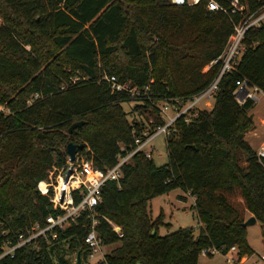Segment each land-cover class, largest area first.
<instances>
[{
	"label": "trees",
	"instance_id": "1",
	"mask_svg": "<svg viewBox=\"0 0 264 264\" xmlns=\"http://www.w3.org/2000/svg\"><path fill=\"white\" fill-rule=\"evenodd\" d=\"M217 1L227 10L209 9L207 0H0V241L60 211L38 184L67 164L69 141L84 143L78 157L111 166L163 121L159 99H186L214 79L219 65L205 67L223 52L234 22L264 3L241 0L247 8L232 12L231 0ZM244 41L213 105L179 118L166 136L168 161L137 152L103 187L96 229L104 245L118 244L102 259L88 260L91 219L82 214L0 264H76L78 252L81 264H199L202 248L232 245L239 257L251 255L243 222L249 211L264 224V157L246 138L255 101L240 105L233 90L244 77L264 91V25L250 27ZM107 74L142 91L149 86V94L114 90ZM177 186L195 197L198 233L191 225L159 233L164 213L153 218L150 199ZM262 233L264 242V225Z\"/></svg>",
	"mask_w": 264,
	"mask_h": 264
},
{
	"label": "built area",
	"instance_id": "2",
	"mask_svg": "<svg viewBox=\"0 0 264 264\" xmlns=\"http://www.w3.org/2000/svg\"><path fill=\"white\" fill-rule=\"evenodd\" d=\"M174 3L195 4L203 0H171ZM207 8L218 10H227L217 0H207ZM231 11L243 10L247 8V4L241 0H231ZM264 25V3L255 11L244 13L243 17L234 22L233 32L230 34L226 47L223 52L216 58L212 59L206 66L218 64L219 69L214 79L202 90L194 95L183 99L179 96H170L159 99L156 104L159 108L160 117L163 121L159 122L153 130L145 128L136 138V144L125 152L117 155L115 163L106 168H100L93 164L89 159L76 156V159L68 158L67 164L56 166L49 173L48 178L39 181V189L42 193L47 194L54 208L60 209L56 214H49L45 224L34 222L25 229L18 231L13 238H5L0 241V259L4 256H13L16 250L28 243L37 240L39 237H47L51 232L53 237H57L56 228H65L72 221H76L82 214L91 219V228L85 235V242L89 249L88 260L102 259L104 254L101 253L103 241L96 229L99 222L97 206L101 199L102 189L107 182L119 180L123 175V165L129 162L133 155L137 152H144L147 156H153L152 148L155 137L159 134L169 135L173 126L179 118L189 121L197 116L199 110L203 108L200 105L203 99L214 97L219 89L220 81L223 75L230 70L235 69L239 57L246 49L244 41L246 31L252 26ZM105 78L111 83L114 90H127L133 96L142 93L149 94V86L143 91L140 88L131 86L128 82H121L114 74H107ZM259 92H264L260 86L251 84L247 78H239L236 80V87L233 90L235 98L240 105L245 104L249 99L253 101L259 100ZM35 96H39L38 93ZM208 103L207 101L205 102ZM150 120H153L150 117ZM259 159L264 157V143L257 149ZM112 222V221H111ZM113 229L123 236L122 226L113 223ZM238 248L232 245L226 252H222L218 247H204L201 253L204 255L221 253L225 256L226 261H240L237 255ZM264 259V252L261 254ZM97 260V261H98Z\"/></svg>",
	"mask_w": 264,
	"mask_h": 264
},
{
	"label": "rangeland",
	"instance_id": "3",
	"mask_svg": "<svg viewBox=\"0 0 264 264\" xmlns=\"http://www.w3.org/2000/svg\"><path fill=\"white\" fill-rule=\"evenodd\" d=\"M1 22V17H0ZM207 68V67H205ZM259 100L255 102L254 107L249 109V112L253 114L255 119V127L248 130L246 133V138L253 145L255 149H258L264 141V92H259ZM208 100L210 104L205 102ZM215 98L209 97L208 99H203L200 103L203 107L210 108L213 105ZM135 102L132 100L123 101V106L130 110ZM5 110V103L0 104V111ZM138 114V113H137ZM136 115V112H132L130 117ZM155 148L153 150V158L157 164H163L168 161V150L166 146V136L164 134H159L155 137L153 141ZM150 211L152 217L155 218L159 213L164 214V224L159 226V233L165 234L184 226H193L195 228V233L200 230V221L197 216V211L194 205L193 195L189 193L182 186H177L169 191L158 194L150 199ZM252 214L248 211L246 212V219ZM113 223H116L112 221ZM120 225V224H119ZM263 223L260 220H256L253 223L247 225V238L250 245L253 248V253L251 255L244 254L240 257V261L228 262L226 258L221 253H214L212 256L213 261L221 262V264H237L244 260L243 264H264V259L261 258V254L264 252V242H263ZM118 243H112L109 245H102L101 253L104 255L109 252ZM72 259L76 258V252L72 253ZM210 256L200 254L199 264H210ZM211 258V257H210ZM98 259L89 260L90 262H95Z\"/></svg>",
	"mask_w": 264,
	"mask_h": 264
},
{
	"label": "water",
	"instance_id": "4",
	"mask_svg": "<svg viewBox=\"0 0 264 264\" xmlns=\"http://www.w3.org/2000/svg\"><path fill=\"white\" fill-rule=\"evenodd\" d=\"M83 121L82 120H79V121H75L72 123V125L70 126V131H72L76 126L80 125ZM84 146V143L83 142H75L73 140L69 141L67 144H66V150L69 154V158L71 160H74L76 159V156H77V149L79 147H83ZM257 220V218L254 216V215H251L250 217H248L244 222L243 224L245 226H247L249 223H253ZM82 263V257H81V254L80 252H78L77 254V261H76V264H81Z\"/></svg>",
	"mask_w": 264,
	"mask_h": 264
},
{
	"label": "crops",
	"instance_id": "5",
	"mask_svg": "<svg viewBox=\"0 0 264 264\" xmlns=\"http://www.w3.org/2000/svg\"><path fill=\"white\" fill-rule=\"evenodd\" d=\"M207 102H208V100H207ZM207 104H210V102H208ZM211 106H212V105H211ZM262 143H264V141H263ZM193 198H194V200H195V197H194V196H193ZM214 255H215V254H211V255L208 254V255H206V256H210V257H211V258L209 257V261H208V262H209L210 264H221V262L213 261L214 258H213L212 256H214ZM246 258H247V256L245 257V259H246ZM245 259H244V260H245ZM244 260H242V261L240 262V264H243ZM233 264H235V263H233Z\"/></svg>",
	"mask_w": 264,
	"mask_h": 264
}]
</instances>
